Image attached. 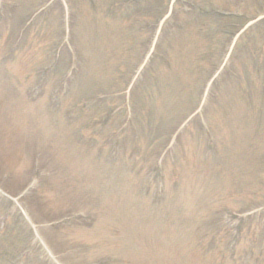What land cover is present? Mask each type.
I'll list each match as a JSON object with an SVG mask.
<instances>
[{
    "label": "rangeland",
    "instance_id": "1",
    "mask_svg": "<svg viewBox=\"0 0 264 264\" xmlns=\"http://www.w3.org/2000/svg\"><path fill=\"white\" fill-rule=\"evenodd\" d=\"M53 2L0 0V264L12 235L25 242L18 264H264L257 233L234 263L216 259L209 245L214 221L230 227L244 218L223 204L241 210L261 201L250 182L264 165L257 112L264 110V31L239 40L225 71L234 82L222 83L215 102L200 108L203 83L231 42L224 48L226 39L207 37L214 19L195 13L240 11L250 19L264 13V0H178L145 85L124 94L119 88L129 75L119 85L120 68L135 65L144 45L130 48L107 19L90 31L95 46L71 89L45 81L47 51L60 44ZM49 6L45 25L21 30ZM97 101L101 106H92ZM230 146L242 148L241 156ZM222 155L247 163L251 175L239 173L237 184L246 189L233 190ZM257 210L255 220L264 213Z\"/></svg>",
    "mask_w": 264,
    "mask_h": 264
},
{
    "label": "trees",
    "instance_id": "2",
    "mask_svg": "<svg viewBox=\"0 0 264 264\" xmlns=\"http://www.w3.org/2000/svg\"><path fill=\"white\" fill-rule=\"evenodd\" d=\"M165 0H143L141 2L137 1H131V0H68V6L70 8V40L69 44L72 49L75 50L76 57L79 62L82 63V67H84V70L88 67V57L87 54L90 52V45L95 46V39L91 38L90 31L92 28L97 26L98 22H104L106 19L108 20V24L112 27L113 33L115 32V28H117L118 31L122 34V37L124 35L127 37V42L130 44V48L138 49V46L140 44L143 45L145 43V39H141L140 33L142 31L146 32L144 29L142 30H136L135 28L137 26H154L157 21L161 18L163 15L160 12L161 6H163ZM99 10V12H96ZM149 10L150 13H145ZM83 34L82 31H80L81 24L83 25ZM85 29V30H84ZM234 32L232 29L229 30ZM103 32H107L104 30ZM199 32V31H198ZM108 33V32H107ZM148 41H146L147 43ZM67 55V51L64 52V56ZM60 56V55H59ZM160 61L163 62V59L160 57ZM122 65V64H121ZM136 65V64H135ZM135 65L125 64V66H122L120 70H122V75L117 76L119 79L118 84H120L121 76L122 79L129 74V69L133 70ZM119 66V65H118ZM120 67V66H119ZM57 68L54 69V71ZM146 76V75H145ZM145 85V81H147L145 78H143ZM141 84V87L143 86ZM140 85V82H137V86ZM121 87V86H120ZM116 88V87H115ZM117 89V88H116ZM249 102L253 105L252 107H256V104H254L253 99L248 97ZM73 104V103H72ZM96 107H99V105H96ZM259 116L261 118L264 117V110L260 109L257 111ZM233 154L240 157V153L242 151V148H238V153L235 152L234 146L229 147ZM244 152V150H243ZM223 162L227 165V169L229 170V173H233L231 180L234 184L233 190L238 189L237 191L240 192L242 189L246 188H239L237 187V184L239 183V173H242L243 179L247 175H251V172L248 167L247 163L241 162L236 163V157L235 158H227V156L223 157ZM245 165V166H242ZM231 168V169H230ZM253 177V176H252ZM256 180L250 182V188L255 190H259V193L261 194V197L263 199L264 196V165L261 166V173L256 172ZM255 181V185L253 182ZM254 190V191H255ZM236 191H233L231 193L232 197L238 196V193ZM241 195V193H240ZM226 206H229L228 204ZM233 208V206H231ZM247 208V207H246ZM243 208L239 211H243ZM249 209V208H247ZM246 228V227H244ZM260 233L262 235L264 234V224L259 226ZM218 234L220 232H217ZM245 234H250V231L241 229L239 232V238L240 236H243ZM261 235V236H262ZM217 235L215 234L214 238L217 239ZM225 240L221 237H219L215 242V249L219 250V246L221 245V242H224ZM264 251V247H263Z\"/></svg>",
    "mask_w": 264,
    "mask_h": 264
}]
</instances>
